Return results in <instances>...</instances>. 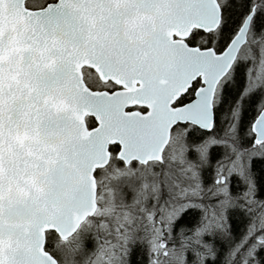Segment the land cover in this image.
Instances as JSON below:
<instances>
[{
    "label": "snow or ice",
    "instance_id": "obj_1",
    "mask_svg": "<svg viewBox=\"0 0 264 264\" xmlns=\"http://www.w3.org/2000/svg\"><path fill=\"white\" fill-rule=\"evenodd\" d=\"M0 264H264V0H0Z\"/></svg>",
    "mask_w": 264,
    "mask_h": 264
}]
</instances>
